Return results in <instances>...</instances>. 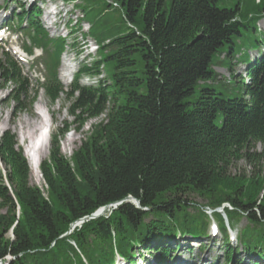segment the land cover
<instances>
[{
  "label": "trees",
  "instance_id": "1",
  "mask_svg": "<svg viewBox=\"0 0 264 264\" xmlns=\"http://www.w3.org/2000/svg\"><path fill=\"white\" fill-rule=\"evenodd\" d=\"M110 1L119 7L122 25L107 30L100 60L83 67L68 92L57 76L67 41L50 39L37 20L39 8L20 15L29 22L33 47L45 52L40 88L52 104L62 94L74 102L77 130L103 115L107 119L70 160L59 142L68 124L55 136L40 166L47 199L31 185L17 135L6 131L0 137V212H6L0 214V262L116 264L119 256L136 264V249L158 241L156 264H168L171 251L162 239L202 238L209 225L206 209L226 205L224 215L214 216L224 232L227 264L243 263L234 260L238 253L225 227L226 220L234 225L242 216L251 225L239 241L242 250L264 259V198L257 199L263 173L230 174L242 160L255 167L264 163V54L253 62L248 55L264 42L257 33L264 0H228L233 8L222 0ZM222 56L228 68L233 61L247 64V85L235 77L219 82L213 66ZM102 70L107 80L96 88L79 83L84 75L100 77ZM0 83L4 89L15 85L14 101L25 108L21 97L28 82L6 53L0 54ZM192 195L207 203L205 212H188L198 207L187 200ZM130 197L141 210L127 202ZM118 203L108 217L84 222L63 237L74 223Z\"/></svg>",
  "mask_w": 264,
  "mask_h": 264
},
{
  "label": "rangeland",
  "instance_id": "2",
  "mask_svg": "<svg viewBox=\"0 0 264 264\" xmlns=\"http://www.w3.org/2000/svg\"><path fill=\"white\" fill-rule=\"evenodd\" d=\"M32 1L36 2L33 3ZM256 1L259 2L260 0ZM22 3H25V0H0V6L6 9L7 12L10 11V13L16 5L19 6ZM107 4L111 6L113 5V8H108ZM221 5L223 7H234V4L228 2V0H222ZM36 8H39L42 12L39 22L50 32V37L53 39L62 37L67 41V50L62 56V66L68 60V63L70 61L72 65H75L77 72L82 70L85 66L91 67L94 62L100 60L98 49L100 48L99 45H102L104 39L108 38V36H106L107 30L114 26L122 25V14L120 9L110 0L27 1L25 11H31ZM10 13L3 14L1 11L0 20H2V16L4 18V16L10 15ZM76 26H78V29ZM79 28H81V30H79ZM257 28V33H261L264 36V18L259 22ZM21 39L22 38L18 35L7 39V42L3 41L0 43V49H5L6 51L10 50L12 55L20 61L19 66L23 70V75L30 83L27 94H24L21 97L23 107H25L22 109H18L19 107L14 101V98L18 95V90L16 89L17 87L15 85H9L4 89V84L0 83V137L6 131H11L13 134L17 135L19 146L26 147L29 142H33L35 140V137L39 132V128H41L35 124V128L31 129L27 125V122H43L42 126H45V124L49 122L52 126V135L51 139H49L50 142L48 146L45 147L44 151L41 153L40 158L42 159V163L49 158L55 136H57L62 129H65V125L68 124L69 131L60 139L59 142L62 155L67 160H70L72 155L80 149L83 143L86 142L88 138L97 131L99 126L105 122L107 115H103L98 119L90 120L82 129L77 130L78 125L75 123L76 120L71 116V108L74 102L70 101L66 94H62L56 104H52L43 90H39V93L36 95V79L39 75H35V71L32 68L31 63L28 64L24 59H19L20 56L18 57V52L14 49V47L21 46ZM262 54H264V42L257 50L251 49L248 51L251 62L260 59ZM238 58H240L239 54L236 55V59L234 60H237ZM223 59L224 56L219 58L213 66L214 72L218 74L219 82L225 84L235 77L236 80H242L243 84L247 85L249 82L247 64L236 63L233 61L230 68H228L221 65ZM61 68V74H63L64 68ZM101 72L102 75L100 77H94V79L90 81L91 83L88 81L90 83L89 85L93 86V88H96L101 81L105 82L107 80L106 70H102ZM61 78L63 77L61 76ZM84 82V84H88L86 80H84ZM62 83L66 92L71 91V84L66 83V81ZM79 83L82 84L81 81H79ZM35 97V103L31 106L30 102ZM36 113L41 115L42 119H36ZM261 150H263V147L258 145L256 151L261 152ZM37 167L38 171L34 170L35 172L30 168L31 185L40 189L44 197L47 199L48 188L45 186L43 177L39 173V166ZM260 172H262L264 176V163L255 167L253 163H248L246 160L239 161L230 169V174L233 177L246 176L247 178H251L255 173ZM257 195V199L264 198V187H262V190ZM187 200L194 205L201 207V209L198 207H190L188 210L189 213L196 215L199 211L205 212L204 207L207 203L202 198L192 195L187 198ZM131 204L134 205L133 203ZM226 207L229 206L226 205L224 208H220L219 211L221 214L224 215V209ZM206 213L207 215H212L208 211H206ZM0 214L6 215V212L2 211ZM109 215H107V217ZM212 219L209 217V225L206 235L200 239H193L190 237L162 239L161 245L163 244L168 251H171L168 264H227L225 246H223L224 232L220 227L219 220L214 215ZM233 222L234 223L232 224L234 225H231L228 220H226L225 227L227 228L229 244L238 253L234 260H240L243 262L242 264H264L263 258H259L257 255H249L247 252H244L240 246L239 241L242 233L249 226H251L248 220L242 216L237 221L235 220ZM214 223L217 226H215ZM70 231H72V226ZM9 237L12 238L11 230L7 234V238ZM158 244V241H153V243L151 242V246L148 247V250H142L138 247V249H136V253L139 254V257L135 260L136 264H156V258L160 257V254L153 251V248L157 249ZM147 245L148 243L146 246ZM116 264L127 263H125L118 256L116 258Z\"/></svg>",
  "mask_w": 264,
  "mask_h": 264
},
{
  "label": "water",
  "instance_id": "3",
  "mask_svg": "<svg viewBox=\"0 0 264 264\" xmlns=\"http://www.w3.org/2000/svg\"><path fill=\"white\" fill-rule=\"evenodd\" d=\"M42 175V174H41ZM127 202L129 203H133L138 209H141V205H140V202L139 200L133 198V197H130ZM121 205V203H118V204H115V205H111V206H107V207H103L101 209H99L96 213H94L92 216L90 217H87L85 219H82L80 220L79 222H77L76 224H73L72 225V231H69L68 233H66L63 237H68L70 236L73 231L77 228V227H81V225L84 223V222H87V221H90V220H95V219H98V218H101L103 217L104 213L107 211V210H111L110 212H112V210H115L117 209V207ZM220 210V209H219ZM218 210V211H219ZM217 212V211H216ZM220 212V211H219ZM0 264H2V262H0Z\"/></svg>",
  "mask_w": 264,
  "mask_h": 264
},
{
  "label": "bare ground",
  "instance_id": "4",
  "mask_svg": "<svg viewBox=\"0 0 264 264\" xmlns=\"http://www.w3.org/2000/svg\"><path fill=\"white\" fill-rule=\"evenodd\" d=\"M64 68H65V70H66V72H65V81H66V83H69V79H68V75L66 74L67 73V71H68V69H70V70H72V66L68 63V62H65V64H64ZM35 118L36 119H42V117H41V115H39L38 113H36L35 114ZM35 124H36V126H40V127H42V124H43V122L42 123H31V122H27V125L29 126V128H31V129H33V128H35ZM40 129H42V128H40ZM44 139H45V135L43 134V135H41V137H40V140H41V142H45L44 141ZM49 139H48V143L46 144V146L45 147H47L48 146V144H49ZM44 147V148H45ZM34 166V167H33ZM33 167V168H32ZM31 168L33 169V171L35 170V171H38V167H37V165H35L34 163H31ZM39 168H40V166H39ZM34 171V172H35ZM40 171V170H39ZM111 210H107L103 215L104 216H106V215H109L111 212H110ZM103 216V217H104ZM83 225V224H82ZM82 225H81V227H82ZM81 227H78V228H81ZM208 258H209V256H208Z\"/></svg>",
  "mask_w": 264,
  "mask_h": 264
}]
</instances>
